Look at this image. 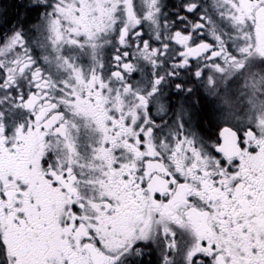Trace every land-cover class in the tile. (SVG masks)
I'll use <instances>...</instances> for the list:
<instances>
[{"label":"snow or ice","instance_id":"snow-or-ice-1","mask_svg":"<svg viewBox=\"0 0 264 264\" xmlns=\"http://www.w3.org/2000/svg\"><path fill=\"white\" fill-rule=\"evenodd\" d=\"M0 0V264H264V0Z\"/></svg>","mask_w":264,"mask_h":264},{"label":"flooded vegetation","instance_id":"flooded-vegetation-1","mask_svg":"<svg viewBox=\"0 0 264 264\" xmlns=\"http://www.w3.org/2000/svg\"><path fill=\"white\" fill-rule=\"evenodd\" d=\"M14 0H5L6 5L8 6V19H10L15 11V9L13 7H11V5L13 4ZM15 2H19V0H15Z\"/></svg>","mask_w":264,"mask_h":264},{"label":"trees","instance_id":"trees-1","mask_svg":"<svg viewBox=\"0 0 264 264\" xmlns=\"http://www.w3.org/2000/svg\"><path fill=\"white\" fill-rule=\"evenodd\" d=\"M17 1V0H16Z\"/></svg>","mask_w":264,"mask_h":264}]
</instances>
